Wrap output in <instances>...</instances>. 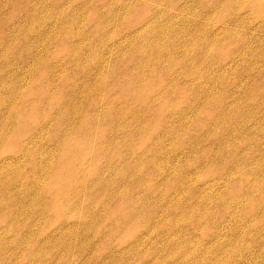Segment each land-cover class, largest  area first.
<instances>
[{
  "label": "rangeland",
  "instance_id": "1",
  "mask_svg": "<svg viewBox=\"0 0 264 264\" xmlns=\"http://www.w3.org/2000/svg\"><path fill=\"white\" fill-rule=\"evenodd\" d=\"M0 264H264V0H0Z\"/></svg>",
  "mask_w": 264,
  "mask_h": 264
},
{
  "label": "bare ground",
  "instance_id": "2",
  "mask_svg": "<svg viewBox=\"0 0 264 264\" xmlns=\"http://www.w3.org/2000/svg\"><path fill=\"white\" fill-rule=\"evenodd\" d=\"M80 152V151H79ZM77 154H75L74 158H77L73 163H69V159L66 160L61 166L58 167V169H56V174L52 177V184L54 186V188L56 189V184L59 182V179H60V173H62L61 171L64 170V171H68V170H65V169H71L73 164H78V163H81L82 161V157L80 158L79 156H76ZM85 159V158H84ZM76 167L73 166V169H75ZM59 175V176H58Z\"/></svg>",
  "mask_w": 264,
  "mask_h": 264
}]
</instances>
